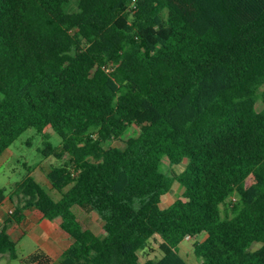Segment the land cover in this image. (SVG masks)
Listing matches in <instances>:
<instances>
[{
  "label": "trees",
  "instance_id": "trees-1",
  "mask_svg": "<svg viewBox=\"0 0 264 264\" xmlns=\"http://www.w3.org/2000/svg\"><path fill=\"white\" fill-rule=\"evenodd\" d=\"M69 2L0 0V157L30 128L63 140L46 172L62 198L28 175L0 260L17 258L9 225L34 207L74 240L60 264H140L157 237L163 255L145 264H189L181 244L203 234L202 264H264V0ZM176 181L182 195L162 208Z\"/></svg>",
  "mask_w": 264,
  "mask_h": 264
},
{
  "label": "rangeland",
  "instance_id": "rangeland-1",
  "mask_svg": "<svg viewBox=\"0 0 264 264\" xmlns=\"http://www.w3.org/2000/svg\"><path fill=\"white\" fill-rule=\"evenodd\" d=\"M78 8V0H70L68 5V11L75 12ZM264 90V87L262 88ZM258 110L263 108L262 102L258 104ZM139 133V127L131 125L127 134L123 140L114 141L113 145L118 147H124V141L130 136H134ZM63 144L62 138L55 133L52 128L47 127L42 131L35 128H30L25 131L7 150V152L0 157V190H4L6 199L0 204V210L2 212L14 211L17 205H20V201L23 200V195L18 191V185L28 176L31 175L41 185L44 191H46L53 199L60 200L62 193L54 189L47 177L46 172L52 167L60 165L53 155L49 154L50 148H59ZM187 165V161L180 165H170L168 161L164 162V170L170 172L176 170L181 172ZM183 188L176 181L171 191L163 197L161 207L166 208L171 205L177 198L183 193ZM233 201L236 199H232ZM224 209L225 207L222 206ZM75 213L81 222L94 231L95 233H101L103 230V222L100 217L93 214H86L82 212L78 207L75 208ZM11 213V212H9ZM2 216L0 217V221ZM206 238V234H203L197 238H186L181 245V254L187 259L189 264H202L203 259L197 258L194 254L193 247L195 241H202ZM161 239H151L149 247L139 252L140 264H145L149 259L158 261L163 253L160 250ZM261 244L256 243L253 246V250L260 248ZM35 249L34 242L26 237L22 244L17 246L16 259H9L3 257L0 260V264H23L22 256L28 254Z\"/></svg>",
  "mask_w": 264,
  "mask_h": 264
},
{
  "label": "crops",
  "instance_id": "crops-1",
  "mask_svg": "<svg viewBox=\"0 0 264 264\" xmlns=\"http://www.w3.org/2000/svg\"><path fill=\"white\" fill-rule=\"evenodd\" d=\"M9 212H2V210H0V217L2 216L0 225L8 218V215L10 214ZM24 214L25 219L21 224L9 225V233L17 242V246L22 244L26 237L34 242L35 249L22 256V263L25 264L23 261L24 258L37 251H42L52 258L53 261L51 264H60L59 259L74 241L72 237L61 227V218H57L52 221L47 220L34 207L26 209ZM103 234L104 230L97 235ZM3 257L12 259L9 254L3 255L2 258Z\"/></svg>",
  "mask_w": 264,
  "mask_h": 264
},
{
  "label": "built area",
  "instance_id": "built-area-1",
  "mask_svg": "<svg viewBox=\"0 0 264 264\" xmlns=\"http://www.w3.org/2000/svg\"><path fill=\"white\" fill-rule=\"evenodd\" d=\"M111 69V67H109Z\"/></svg>",
  "mask_w": 264,
  "mask_h": 264
}]
</instances>
